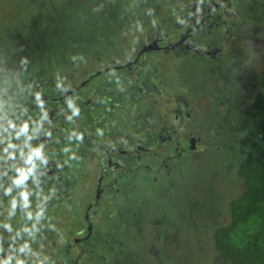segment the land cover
Instances as JSON below:
<instances>
[{
  "label": "rangeland",
  "instance_id": "rangeland-1",
  "mask_svg": "<svg viewBox=\"0 0 264 264\" xmlns=\"http://www.w3.org/2000/svg\"><path fill=\"white\" fill-rule=\"evenodd\" d=\"M179 3L165 2L166 12L161 4L160 15L174 14ZM238 6L228 16L227 27L233 30L225 37L226 28L220 29L224 42L210 55L218 59L199 60L194 66L188 63L192 57L176 60L174 53L165 51L147 54L140 71L148 70L153 78L154 71L160 72L164 79L158 75L146 91L140 87L135 94L132 77L122 76L120 70H102L111 68L112 61L117 62L113 66L124 64L127 55L135 54L134 40L144 39L141 33L133 35L135 39L127 34L131 25L136 22L139 32L151 27L140 18L122 21L121 10L138 14L130 9L139 8L136 0H0V139L4 135L9 145L15 142L8 127L19 128L27 119L34 125L54 120V105L49 103L38 105L29 116L36 101L29 98L39 92L40 100L65 94L61 87L66 76L73 77L64 80L74 85L72 90L79 88L63 100L72 105L80 103L83 92L93 95L99 88L114 87L109 93L112 102L107 99L98 119L82 122L85 110L75 118L82 123L74 125L73 134L54 133L55 142L48 145L67 151L61 149L60 163L47 157L48 168L34 178L39 186L31 180L28 196L21 193L12 202L6 201L8 192L0 197V245L7 247V241L12 251L21 246L38 250L39 264H59L56 260L71 247L84 254L81 264H232L217 252L214 232L228 222V203L245 190L237 169L249 146L246 113L264 74V0H238ZM164 21L157 26L162 33ZM90 77L94 78L83 87ZM175 122L183 123L187 138L201 140L195 152L180 150L179 144L183 149L189 146L182 143L183 136L164 133ZM19 142L10 146L11 159L38 158V142L27 143L23 137ZM72 159L80 170L61 183V164ZM116 164V173L104 175L105 168L113 172ZM100 177L110 189L97 201L101 205L91 208L92 230L96 234L102 226L101 238L71 246L75 233L87 227L85 216L94 205ZM23 257H6L0 264H31V256Z\"/></svg>",
  "mask_w": 264,
  "mask_h": 264
},
{
  "label": "flooded vegetation",
  "instance_id": "flooded-vegetation-1",
  "mask_svg": "<svg viewBox=\"0 0 264 264\" xmlns=\"http://www.w3.org/2000/svg\"><path fill=\"white\" fill-rule=\"evenodd\" d=\"M137 1H138L137 7H140L143 4L142 5L143 7H141L140 9L141 13L139 10L137 11L138 14H135L136 16L127 15V13H124L122 14L123 16L122 21L124 22V24H126L127 21L131 23L135 18H140L142 20V22L140 23H146V24L151 25L150 29L149 27H146L145 32H139L136 22L133 21V23L135 22L133 25H131V27H134V30L132 31V33L134 32L133 35L137 37L138 34L141 33L144 39L142 40L141 38H137L136 40H134V42H136V46L134 50L135 56L127 55L126 61L124 64H121L118 66L117 65L111 66L112 69L109 68L108 70H105V71L102 70L103 73H106V72L111 73L114 70H120V72H123V76L132 77L131 82L133 83V90H134L133 92L135 94L138 88L140 90V87L143 91H146L149 88V83L151 81L157 80L156 78L158 75H160L161 80L164 79V75L160 72L154 71L153 72L154 78H153V76L149 75L148 70L140 71V67L146 65V62L148 59L145 58L146 57L145 55L147 54L162 53L165 51L166 52L165 55L174 53L176 60H179L182 57L186 59H188L189 57H192V59H188L189 61L188 63L194 66H198L196 62L201 63V61H204V60H207L213 57H215L214 60L218 59V55L217 56H210V55H213L214 53L218 52L216 51L217 44L219 46L221 42H224V40L222 39L223 34L221 33L220 29L223 27L226 28L227 31L224 32L225 37H226V34H228V31L233 30L232 28L227 27L228 16H231V14L235 13L232 10L233 8L235 10L239 8V6L235 7L236 1L238 0H178L180 2L179 3L180 5L179 7H177L178 9L175 10V13L171 14L170 12L169 16L168 15L163 16L166 18V20H168L165 22L164 18L162 17V15L165 13H161L160 15L159 6L162 4L164 8V12H166L167 6H165V2H167L168 0H162L161 3H160V0H137ZM124 12H126V10ZM162 20L164 21V24L162 25L164 33H162V29L159 30L157 28V26L161 25ZM148 33H151L152 36H148ZM102 37H105V34H103ZM217 38H219V42H216L215 39ZM221 50L222 49H220V52ZM131 53H133V51H131ZM185 56H188V58ZM114 63L116 62L112 61L111 65ZM93 78L94 77H90L89 79H87V81L83 82V87L87 86L89 81H91ZM68 79L71 80L73 79V77H69V76L64 77L65 81H69ZM64 80H62L63 84L61 88L64 89V92L66 91L65 94L64 93L59 94L60 95L59 97L55 95V97L53 96L47 99L43 98L40 100V98H42V95L39 94L41 93L39 92L38 94H34V95L32 94L33 96L31 95L29 98L30 102L36 100L32 104L33 107L29 110V116L32 114L33 109H35L38 105L41 106L42 103H49V105H52V106L54 105L52 107L55 113V116L53 118L54 120L48 119L40 123L43 125L42 127L39 126L40 124L34 125V123L30 122L29 119H27L25 123H22V126L19 128L8 127V130L13 129L12 132L14 134V137H13L14 141L16 137L18 140L19 138L23 137L25 141H28L27 143L34 144L38 142L39 147H38L37 152H35V155L38 156L37 159L35 158L28 159L26 156L23 157L22 161L20 162L18 161L17 158L14 160L11 159L10 155H11V152L13 151H11L10 146L13 147L14 145L12 144L19 146L20 142L19 141H15L13 143L11 142V144L9 145L4 135L0 139V173H1V176H3L0 180L1 181L0 190L2 191L1 192L2 195H0V197L4 195V192H8V194H6L7 202L14 201L15 197L21 196V193H24L25 196H28L27 193L30 190L28 189L29 186H33V185L39 186L40 185L36 180H34L37 172H42L44 171V169L48 168L47 163L49 162V159L51 156L56 158L58 160V163H60L61 159L58 157V155L63 154L61 153L62 151L61 149H63L64 151H67V149L64 147H61L60 149H58V147H56L55 145H53L55 147H52L51 145H48V144L50 142H55V140L53 139H55V136L59 133V131L62 130L63 132H65L64 133L65 135V134H68L67 130L74 131L72 129H76L74 125H77L78 127V125H80V123L82 122L86 123L88 122V120L93 119L95 121V119H98L101 115L99 112L103 111L102 109L107 105V102H108L107 99H109L110 97L109 93L114 90V87H112L113 86L112 84L110 88L108 87L102 88V89L99 88L97 92H93L94 93L93 95H89V93H87L86 95H83L84 94L83 92L82 96H79L80 103L72 105L71 102L65 103L63 100L66 95H69V94L71 95L72 93L78 91L79 88L72 90L74 88V85L68 86L67 82L65 83ZM57 83H55V85ZM63 87H66L67 89ZM38 89L43 90L39 86H38ZM149 90L151 91V89ZM97 95H99V97H97ZM109 100L110 102L112 101L111 97ZM91 103L93 104L96 103V105H91ZM25 104L27 106L28 102H26ZM85 110L87 111V115H84V120L80 123L77 122L75 118H77L81 114V112H84ZM212 113H215V111L213 110ZM180 115L181 114H178L176 116V121H178ZM59 119H62L65 123L70 124L68 126L69 128L67 127L63 128L62 127L63 125L61 124ZM28 123H29V127H26V124ZM23 125H25V128L21 130ZM28 129H29L28 134L25 137L22 136L21 134ZM48 129L50 132L48 131ZM98 129L100 130V128H97V130ZM170 131L174 132L176 136H179V135L183 136L182 143L184 145L185 143L186 144L189 143V146H187V148L185 149H183L181 145L179 144L178 147H180V150L182 152H184L186 149H188L189 152L190 151L195 152L196 149H198V146L201 145L200 144L201 140L195 138L194 136L187 138L188 134L183 133L184 131L183 123L178 124L177 122H175V124L172 126V130L168 128L164 131V133L169 135ZM54 133H56L55 136H54ZM161 133H163V131H161ZM173 135L169 137L172 138ZM158 136H159L158 137L159 139L161 136L160 135ZM70 139L74 141L73 137H71ZM63 140H68V139H63ZM140 142L144 145L143 141H140ZM159 143L162 145V142H159ZM85 144L87 143H82L83 146ZM156 144L158 145V143ZM7 146H9V148H7ZM180 150L178 151L176 150V151L180 153ZM48 156H49V159L47 158ZM108 159H110V157L107 158L106 161L104 162L106 163L105 167L109 166ZM112 160L115 161L114 155H112ZM109 162H111V160ZM113 163H116V161ZM75 164L76 162L73 159L70 162H68V165L64 163L63 161V164L61 165H63V169L65 170V173H64V176L60 178L61 183L64 180H68V177L72 173L76 172V170L78 171L80 170V166H77V164L75 166ZM66 166L68 167V170L65 168ZM119 168L120 166L117 164H116V169L114 168L113 172H111L110 169L106 170L105 168V171H108V174H104V175L109 176L111 173H116L114 171H118ZM102 177H100L97 182L98 189H96V192L94 194L95 195L94 205L92 204L90 205V207L87 210V216H85V221H86L85 224L87 223L86 224L87 227H85L84 231L80 229L79 231L75 233L74 238L70 241L71 246H73L75 243H81L84 241H89V240L94 241L97 235H99V237L101 238L100 231L102 229V226L101 227L97 226L96 234L94 233V230H92L93 217H91V210H92L91 208L93 207L95 209V207L100 206L101 203L99 204L97 201L100 200V198L104 197V194L107 190H110L109 185L108 186L103 185V182H101ZM116 178L118 179L119 175ZM31 180H33L32 181L33 185H31L32 182L31 184H28ZM9 182L13 184H8ZM53 182H59V181L54 180ZM4 184L5 185L8 184L7 186L9 188L1 189V187ZM58 184H60V182ZM111 187L116 188V183L112 184ZM2 201L3 200H1L0 198V203ZM96 210H99V209L96 208ZM106 227L109 229L108 226ZM114 230L115 228H113L112 233L114 232ZM6 243H7L6 244L7 247L4 246L5 248L2 245H0V263L6 257H11V258H14L15 260L21 259L23 261L24 254H27L28 256L32 257L29 260L31 264H39V262H41V260L39 259L40 255L38 254L39 253L38 250H33L29 247L21 246V247L16 248L14 251H12L8 249L7 241ZM28 243L30 245H33L32 242H28ZM69 246L70 244L68 245V247ZM71 248H67L64 252L65 256L63 258L61 257L62 259L61 258H59V260L57 259L56 263L59 262V264H81V262L84 259V254L81 252V250H79L77 253H74L73 249ZM21 254L23 255L21 256ZM48 257L49 256H46V257L44 256V258H48ZM49 259H51V257H49ZM8 263L10 262H7L6 264ZM16 263L22 264L21 261H17Z\"/></svg>",
  "mask_w": 264,
  "mask_h": 264
},
{
  "label": "trees",
  "instance_id": "trees-1",
  "mask_svg": "<svg viewBox=\"0 0 264 264\" xmlns=\"http://www.w3.org/2000/svg\"><path fill=\"white\" fill-rule=\"evenodd\" d=\"M125 10H121V18ZM133 30L129 28L127 34L133 36ZM113 34L111 31L109 40ZM246 127L249 146L237 169L245 190L228 203V222L218 226L213 242L219 255L232 264H264V74L246 113ZM15 141H19L17 137Z\"/></svg>",
  "mask_w": 264,
  "mask_h": 264
},
{
  "label": "crops",
  "instance_id": "crops-1",
  "mask_svg": "<svg viewBox=\"0 0 264 264\" xmlns=\"http://www.w3.org/2000/svg\"><path fill=\"white\" fill-rule=\"evenodd\" d=\"M133 56H135V54L133 55ZM111 66H113V65H111ZM119 76V75H118ZM123 76V75H122ZM89 79V78H88ZM47 80V79H46ZM45 81V80H44ZM109 99H110V97H109ZM108 99V100H109ZM112 102V101H111ZM107 104H109V101L107 102ZM107 106V105H106ZM69 134H73V131L72 132H70ZM73 137V136H72Z\"/></svg>",
  "mask_w": 264,
  "mask_h": 264
}]
</instances>
